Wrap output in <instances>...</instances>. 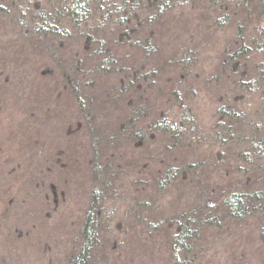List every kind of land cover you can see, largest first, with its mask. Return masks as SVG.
Returning a JSON list of instances; mask_svg holds the SVG:
<instances>
[{
  "label": "trees",
  "instance_id": "trees-1",
  "mask_svg": "<svg viewBox=\"0 0 264 264\" xmlns=\"http://www.w3.org/2000/svg\"><path fill=\"white\" fill-rule=\"evenodd\" d=\"M109 2L0 0V169L13 183L5 194L0 191V217L4 206L19 202L14 194L25 182L24 167L33 162L26 152L36 139L30 133L37 130L35 115L21 105L15 94L28 85V77L39 76L28 68L24 75L13 78L16 88L8 91L9 87L5 88L12 84L4 70L9 60H14V67L20 69L17 59H22L28 47L52 41V46L58 48L70 32L88 22L93 11H106ZM154 3L163 6L153 20L158 30L168 29L171 35L166 45L174 57L177 77L186 78L188 70L196 69V59L203 48L212 45L219 51L212 84L226 96L215 111L217 121L210 136L211 143L221 144L224 151H216L214 170L224 181L233 177L241 181L219 191L207 186L212 165L206 154L210 148L202 142L193 102L182 95L180 82L170 89L162 103L164 109L157 111L145 131L133 120V114L144 119L150 113L148 104L139 99L131 107L133 114L125 117L105 148L122 140L142 147L140 142L145 137L154 136L151 154L155 156L145 161L147 171L138 173V180L123 192L121 187L116 188L117 173L109 165H91L90 205L65 264H92L93 257L100 250L104 252L106 242H125L124 229L131 226L159 244L163 264H222L217 255L221 249L227 264H264V0H120L119 8L130 16ZM175 10L180 13L174 18ZM185 18L186 23L180 25V19ZM184 26L188 31L182 30ZM135 34L129 38L130 48L139 50L144 61L156 58L163 47L153 41L154 34ZM87 44H92L94 51L87 49L84 61L74 59L72 71L64 69L62 76L66 89L78 99L79 108L83 106L80 97L85 99L83 94L94 87V81L111 78L119 70L118 56L109 38L98 37ZM154 72L148 68L146 76L153 77ZM126 85L127 89L133 87V83ZM97 142L92 139L96 154V146L100 147ZM223 154L230 159L225 160ZM121 192L126 195L127 208L115 211L111 220H104L100 211L106 196L116 198ZM171 192H175L170 203L173 202V213L163 207L164 198ZM110 225L117 231L112 239L108 236ZM252 228V250L246 253L239 247ZM214 252L216 256H212Z\"/></svg>",
  "mask_w": 264,
  "mask_h": 264
},
{
  "label": "rangeland",
  "instance_id": "rangeland-1",
  "mask_svg": "<svg viewBox=\"0 0 264 264\" xmlns=\"http://www.w3.org/2000/svg\"><path fill=\"white\" fill-rule=\"evenodd\" d=\"M109 1L106 11H93L88 22L78 31L70 32L68 39L58 48L52 46V41L49 44L45 42V45L37 43L38 46L25 49L22 59H17L20 69L14 67L15 62L13 60L12 63L11 59L4 70V73L10 75L12 84L5 88L9 87L8 91L12 87L16 88L13 85L16 80L13 78L24 75L28 68H32V72L39 77H28V85L17 89L15 94L21 100V105L35 115L37 130L30 133L36 139L26 152L33 162L31 159V164L24 167L22 175L26 178L25 182L16 188L14 194L19 202L4 206L0 217V264L66 263L90 205L89 191L93 185L91 165L95 162L109 165L112 172L117 173L119 185L116 188L121 187L122 192L131 187L129 184L138 180V173L147 171L145 161L155 156L151 151L156 138L145 137L140 142L143 148L122 140V143L106 149L107 141L117 133L125 117L133 114L131 107L137 105L139 99L148 104L150 113L144 119L133 114V120L145 131V125L152 123L157 111L164 109L162 103L178 82L183 87L182 95L193 102L197 127L203 134L200 135L202 142L210 148L206 154L212 165L207 186L219 191L229 183L232 186L241 181L235 177L224 181L218 171L214 170L215 153L222 152L223 148L221 144L211 143L210 130L217 121L215 111L226 96L225 91L214 88L212 84V76L215 75L212 69H216L219 62L217 48L212 45L201 48L199 58L196 59V69L188 70L186 78L177 77L173 70L174 57L166 45L171 35L168 29L158 30L153 20L162 10L164 2L154 3L151 8L146 6L144 10L127 16L123 14L125 10L119 8L120 0ZM112 11L116 13L108 16ZM179 13L175 10L173 17L179 16ZM121 18L125 20L121 21ZM185 23L186 18L185 21L180 19V25ZM188 29L187 26L182 28L183 31ZM139 31L154 34L153 41L163 47L158 50L160 53L156 58L144 61L139 50L130 48L129 38ZM102 35L113 43L119 70L110 75L111 78L94 81V87L86 95L83 94L85 99L80 97L83 106L79 108L78 99L66 89L63 70L71 72L74 59L84 61L87 49L94 51V46L87 43H91V39L104 37ZM148 68L155 70L153 77L146 76ZM126 83H133V87L127 89ZM92 139L100 145L96 146L97 154ZM222 156L225 160L230 159L225 154ZM2 173L1 168L0 191L5 194L13 183L8 173ZM122 192L117 193L116 198L106 196L100 211L104 220H111L116 215L115 211L121 212L127 208L126 195ZM174 195L175 192H171L164 198L163 207L166 212L173 213V202L172 205L170 203ZM105 229L108 230L109 226L106 225ZM124 230L127 234L125 242L120 244V239L112 240L109 244L106 242L104 252L100 250L93 257L92 264H163L159 244L145 238L143 233L138 232L139 228L133 230L131 226ZM109 232L111 239L117 234L112 225ZM253 236L252 228L250 236L243 239L240 250L251 252ZM219 252L221 254L217 252V255L221 257V263L227 264L228 259L222 254L223 250ZM212 256H216L215 252Z\"/></svg>",
  "mask_w": 264,
  "mask_h": 264
}]
</instances>
